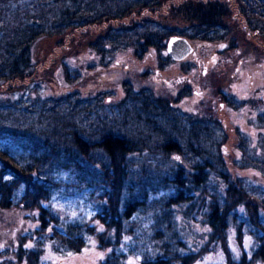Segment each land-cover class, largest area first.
<instances>
[{
    "label": "trees",
    "instance_id": "obj_1",
    "mask_svg": "<svg viewBox=\"0 0 264 264\" xmlns=\"http://www.w3.org/2000/svg\"><path fill=\"white\" fill-rule=\"evenodd\" d=\"M163 1L0 0V205L36 208L37 224L28 235L36 261L45 247L77 253L96 238L108 248L98 264H235L246 257L264 263V186L229 171L222 154L227 133L218 119L173 105L192 94L189 86L169 101L125 82L115 99L112 91L46 95L34 78L40 39L99 23L110 25L91 41L97 60L87 70L111 66L121 52L142 59L152 50L163 71L178 62L166 53L172 36L228 40L225 0L171 3L182 22L177 25L167 16L132 18ZM234 5L264 36V0ZM179 62L182 72L193 70L194 64ZM59 64L68 84L82 78L64 58ZM220 94L231 109L246 104ZM254 121L255 138L236 129L233 164L264 176V112ZM196 218L214 245L224 241L228 262H196L199 251L191 250L186 231ZM232 227L243 249L235 263L226 244Z\"/></svg>",
    "mask_w": 264,
    "mask_h": 264
},
{
    "label": "rangeland",
    "instance_id": "obj_2",
    "mask_svg": "<svg viewBox=\"0 0 264 264\" xmlns=\"http://www.w3.org/2000/svg\"><path fill=\"white\" fill-rule=\"evenodd\" d=\"M179 0L163 1L154 12H137L132 18L156 15L166 17L170 24H182L179 15L171 13V5ZM235 0H225L231 13L226 18L230 27L228 40L223 42H199L190 40L192 52L183 60L185 67L194 64L189 73L182 72L181 63H172L166 70L160 71L154 51L149 50L137 59L130 51L121 52L107 68L87 70V66L96 63L90 43L110 23H99L85 28L82 32H69L62 37H44L36 44L33 57L36 61L34 78L39 79L46 95L63 94L77 91L83 96L100 91H112L115 99L123 95V84L129 82L135 89L149 87L160 97L173 101L179 89L189 86L192 94L178 102H172L188 112L210 115L220 121L227 133V141L222 147L226 165L233 176L239 175L252 179L264 186V176L251 168H239L233 164L239 152L236 148V129L239 128L250 138L257 134L256 114L264 112V36L250 29L240 14L236 12ZM173 3V4H171ZM170 8V13L168 10ZM180 14V13H178ZM79 35H82L78 37ZM68 40V41H67ZM167 53V52H166ZM64 58L72 67L82 71V78L75 84H68L63 77L59 60ZM234 95L246 104L240 110L229 108L220 91ZM263 186H261L263 188ZM35 209L23 205L4 207L0 205V264H98L108 248L100 246L92 239L80 252L60 255L45 247L36 261L31 252L32 244L29 231L37 224ZM243 212V205L239 207ZM200 216H198L199 218ZM190 221L186 226L189 244L197 253L196 262H228L224 241L213 244L207 227L200 219ZM241 237L235 228L228 229L226 244L235 263L242 254ZM245 240V239H244ZM213 244V245H212ZM34 245V244H33ZM212 245V247H211ZM208 247H211L207 249ZM202 253L200 254V252ZM235 264H264L262 261L248 258Z\"/></svg>",
    "mask_w": 264,
    "mask_h": 264
},
{
    "label": "water",
    "instance_id": "obj_3",
    "mask_svg": "<svg viewBox=\"0 0 264 264\" xmlns=\"http://www.w3.org/2000/svg\"><path fill=\"white\" fill-rule=\"evenodd\" d=\"M166 52L174 60L180 61L192 52V47L186 38L172 36L167 40Z\"/></svg>",
    "mask_w": 264,
    "mask_h": 264
}]
</instances>
